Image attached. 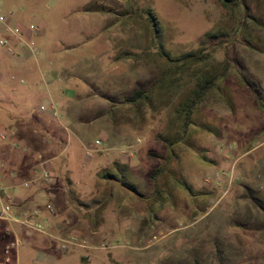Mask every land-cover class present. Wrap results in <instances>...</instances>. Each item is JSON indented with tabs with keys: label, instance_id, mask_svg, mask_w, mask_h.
<instances>
[{
	"label": "rangeland",
	"instance_id": "374dc122",
	"mask_svg": "<svg viewBox=\"0 0 264 264\" xmlns=\"http://www.w3.org/2000/svg\"><path fill=\"white\" fill-rule=\"evenodd\" d=\"M240 2L0 0L5 21L39 28L33 47L49 57L39 65L31 59L37 79L52 67L73 107L67 122L55 110L65 138L55 162L66 166L59 170L71 180L68 193L77 194L68 203L74 225L54 232L56 239L34 232L10 246L0 220V264H264V113L236 75L239 69L259 83L264 106V27L243 13L246 4L264 22V0ZM148 8L172 56L200 50L205 58L175 68L160 57ZM208 32L225 36L211 43ZM6 47L0 44V127L18 97L10 85L22 78ZM213 75L218 85L194 112V124L168 145L163 138L173 140L180 129V104ZM139 89L149 90L148 98L128 103ZM31 103L19 102L18 114L47 107ZM164 164L154 190L150 173ZM103 172L125 178L137 193Z\"/></svg>",
	"mask_w": 264,
	"mask_h": 264
},
{
	"label": "crops",
	"instance_id": "0c3cea01",
	"mask_svg": "<svg viewBox=\"0 0 264 264\" xmlns=\"http://www.w3.org/2000/svg\"><path fill=\"white\" fill-rule=\"evenodd\" d=\"M0 32L7 46L3 53L9 56L12 68L26 80L20 78L10 85L11 92L18 97L15 98V102L9 103L13 107L12 110L5 109L2 112L6 119L0 130L6 131L8 137L0 141V184L8 188L13 198L15 215L24 216L25 212L36 209V221L47 228L50 227L51 231L47 234L56 239L54 232H65L69 226L74 225L71 223L68 203L77 194L68 193L71 180L67 177L62 178L59 170L66 166L63 162L61 166L55 162L59 155L58 147L65 142V138L55 124L54 119L57 115L56 113L53 115V112L58 108L61 112L60 117L67 122L73 119L71 116L73 107L68 99L62 97V88L57 87L54 82L56 72L52 67L44 71L42 83L37 79L38 72L33 67L31 59L39 65L48 55L40 47L32 52L26 44L29 40L34 42L33 31H29L23 24L13 25L12 21H5L0 25ZM32 100H36L39 105L47 104L44 112L30 116L25 113L18 114V103L27 101L30 104ZM32 110L29 112L32 113ZM85 159L88 161L90 158ZM65 161L69 163L68 157L64 158ZM117 163L121 164V161ZM45 169L50 172V178L42 176ZM31 172L37 174L35 179L33 177L30 179ZM23 181L29 184L23 186L21 185ZM0 220L6 224L1 239L10 240V246L19 245L20 236L26 235L24 229L18 224ZM77 220L81 221L79 218ZM33 246L36 247L37 243L35 242Z\"/></svg>",
	"mask_w": 264,
	"mask_h": 264
},
{
	"label": "trees",
	"instance_id": "16d2710c",
	"mask_svg": "<svg viewBox=\"0 0 264 264\" xmlns=\"http://www.w3.org/2000/svg\"><path fill=\"white\" fill-rule=\"evenodd\" d=\"M218 1L225 8L238 6L239 3H241L240 0H218ZM243 13H244V20L252 24L253 27H257V28L264 27V22H261L256 16H254L253 13L251 12L250 7L246 4H244ZM144 14L153 29V34H154L153 42L157 54L160 57H163L172 67L180 68L181 66L183 67L186 66L187 64H190L197 60L200 61L205 58L204 54H202L200 50L190 51V52L182 53L180 55L172 56L161 41V27L159 20L157 19L154 11L148 8L144 10ZM223 36H225L223 32H208L204 35V38L205 40L213 43L217 41L221 42ZM224 73L225 72H223L222 75H224ZM236 75L238 80L241 82L242 86L244 87V89L250 92L252 98L255 101L256 107L264 113V106L260 103L261 89L259 83L254 79H250L245 73H243L239 69H236ZM216 80L217 77L213 75V76H206L203 79L196 82L194 88L190 91L189 95L179 106L177 112V120L179 122L180 129L177 137L170 141H168L167 138H163L168 145H171L183 139L186 136L188 127L191 126V124H194L193 121L194 112L199 108L200 104L207 98L211 90L218 85ZM149 92H150L149 90H141V89L135 90L130 96L126 98V101L130 104H137L142 100H146L148 98ZM119 165L123 169L126 170L128 169V167L125 165L122 164ZM164 167L166 168V164H164V166L160 168L159 167L155 168L150 173V178L154 182L153 183L154 190H156V183H155L156 176L164 169ZM101 177L111 181H117L123 187L129 189L133 193H137L135 187L123 177L119 180L115 177L114 174L108 172H103L101 174Z\"/></svg>",
	"mask_w": 264,
	"mask_h": 264
},
{
	"label": "built area",
	"instance_id": "2783aa9c",
	"mask_svg": "<svg viewBox=\"0 0 264 264\" xmlns=\"http://www.w3.org/2000/svg\"><path fill=\"white\" fill-rule=\"evenodd\" d=\"M0 23L4 24L5 23V17L3 15H0ZM28 30L29 31H39V28L35 25H28ZM18 32V31H17ZM20 33V32H18ZM0 44L1 45H6V41L1 38L0 35ZM28 47L31 49L32 52H35V47H33V42L30 40L26 42ZM11 51V49H9ZM41 109H44V106H41ZM56 112H53V115H55ZM8 137L7 132L4 130H0V141L6 140ZM98 142V141H97ZM15 144V143H14ZM42 176L44 178H50V172L48 170H43ZM29 183L28 182H21V185L27 186ZM13 198L8 190L7 187L2 186L0 184V219L7 221L8 223H15L21 226L24 229V233L26 235H31L34 232L42 233V234H47L45 229L43 228V225L39 222L36 221V214L37 210L32 209L27 212H25L24 216H17L15 215L13 211ZM7 252V251H6Z\"/></svg>",
	"mask_w": 264,
	"mask_h": 264
}]
</instances>
